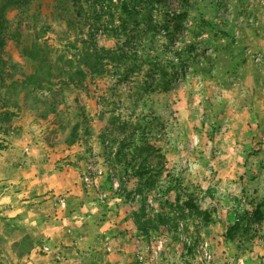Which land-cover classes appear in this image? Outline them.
I'll return each instance as SVG.
<instances>
[{"label":"rangeland","instance_id":"1","mask_svg":"<svg viewBox=\"0 0 264 264\" xmlns=\"http://www.w3.org/2000/svg\"><path fill=\"white\" fill-rule=\"evenodd\" d=\"M29 1L5 11L21 37L0 52V95L21 106L0 124V264H264V0H66V18ZM32 44L73 67L99 54L103 74L77 87L54 70L51 87L23 89ZM135 145L183 180L196 210L164 180L135 191ZM44 202L54 208L33 241L28 210L7 206ZM159 215L167 235L148 227Z\"/></svg>","mask_w":264,"mask_h":264},{"label":"trees","instance_id":"2","mask_svg":"<svg viewBox=\"0 0 264 264\" xmlns=\"http://www.w3.org/2000/svg\"><path fill=\"white\" fill-rule=\"evenodd\" d=\"M53 1L58 4L61 10H63L65 18L70 16L66 7V0ZM29 2V0H7L3 2L6 6L2 5L0 7V52L3 51L6 45L5 38H7V36L9 40L18 43L21 37V34L18 30L20 23L15 24L16 29L14 28L13 31H8L12 22L9 21L7 12L5 11L13 10L14 12L18 13L17 16L22 15L29 6ZM63 5L65 6L63 7ZM69 21L70 20H68V23H70ZM164 29H168V26L165 25ZM81 53L82 54H80V56L82 59L79 58V63L76 67H73V62L67 59L65 56L62 55L59 58L57 57L56 61L53 62L50 53L43 51L42 49L37 48L35 44H32L29 49H24V55L36 66V69L31 75L26 77L25 82L21 85V88L25 89L31 85H38L42 80L45 83V88L51 87V82L49 79L53 77L54 70L59 74L65 75L67 77V82L77 87H79L83 80L90 78L94 74L101 76L103 74V71L101 70L102 68L100 67L102 66V59L101 61L99 60V54H91L88 51ZM91 56L95 58L90 60ZM11 99L12 100L8 101V99H5L0 95V124L4 126L9 125L14 120V118L18 116L21 110V106L18 104L16 97H12ZM9 106L12 107L13 110H10ZM80 116L78 115L80 119L77 121L76 128H79V126H81L83 123L81 122V120H83L81 119L83 114ZM8 131H10L9 127L0 128V133L6 134ZM152 152L154 151L150 148H146L144 146L139 147L135 145V150L130 153L129 159L124 160L126 168L125 173L128 176L127 179L130 185L134 186L135 191L137 192H141L143 188L149 191L155 189L160 180H164V185L167 188L165 192L174 194L176 203H180L179 205L186 207L188 210H196L192 193L187 194L185 193V189L182 188L183 180L173 174H169L170 171H166L168 166H153L150 164L149 159L151 158ZM163 171H165V178H163L161 175ZM157 219V224L148 225V227L152 230L158 229V232H160L161 235L169 234V228L165 226L167 221H169V218L159 215ZM203 220L207 221L209 219L205 215ZM144 228H146V226Z\"/></svg>","mask_w":264,"mask_h":264},{"label":"crops","instance_id":"3","mask_svg":"<svg viewBox=\"0 0 264 264\" xmlns=\"http://www.w3.org/2000/svg\"><path fill=\"white\" fill-rule=\"evenodd\" d=\"M17 144H19V143H17ZM20 144L22 145V143H20ZM23 146H25L24 148L28 147L26 144V141L24 142ZM48 177L49 178H58L59 176H58V174H56V175L50 174V176H48ZM61 188L69 189L70 186L65 184V183H63V184L62 183H58V184L56 183V184L48 186V190H54V193L57 192L58 189H61ZM30 190H31L30 188H26L22 193L25 194L26 196L31 197L33 193L31 194L32 190L31 191ZM66 192H68V191H66ZM72 193H74L73 190L68 192V194H72ZM50 204L51 203H49V202H44V203H40V205H36L35 207L30 206V205H24L21 207L20 206L12 207L11 205H8L7 208H8V210L12 209V212L10 213L11 216H13L14 213H18V214H20L21 212L25 213L28 210V213H26V216H28V218L34 223H37V224L41 223L38 226L36 224V227L35 226L32 227V229H30V231H29V233L31 235V239L33 241H37V240L41 239V236L43 234V230L41 228L43 220H45V218L48 217L49 213H51L52 209L54 208ZM67 208H70V206H68ZM48 234H46V235L48 236ZM11 237L12 236H10V238ZM50 239L54 240L55 237L51 236ZM12 242H15V241H12ZM32 254H34V250H33ZM41 258H43V257H41Z\"/></svg>","mask_w":264,"mask_h":264},{"label":"built area","instance_id":"4","mask_svg":"<svg viewBox=\"0 0 264 264\" xmlns=\"http://www.w3.org/2000/svg\"><path fill=\"white\" fill-rule=\"evenodd\" d=\"M83 182L85 183V184H89V181H88V178L87 177H83Z\"/></svg>","mask_w":264,"mask_h":264}]
</instances>
